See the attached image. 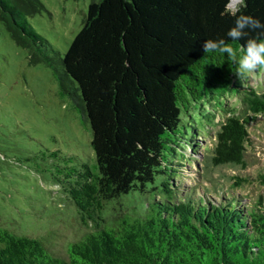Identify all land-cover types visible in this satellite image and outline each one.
Returning <instances> with one entry per match:
<instances>
[{"label": "trees", "instance_id": "obj_1", "mask_svg": "<svg viewBox=\"0 0 264 264\" xmlns=\"http://www.w3.org/2000/svg\"><path fill=\"white\" fill-rule=\"evenodd\" d=\"M230 1L89 0L81 28L60 54L28 21L40 0H0V24L28 64L51 70L57 94L89 124L94 152L93 167L67 157L56 169L61 191L93 229L62 257L43 236L0 225V264H264L262 197L246 205L232 195L211 202L181 195L174 182L180 160L191 159L183 149L196 152L197 136L209 134L214 113L201 112L206 104L228 113L207 147L213 165L244 166L246 125L264 116V91L244 87L225 55L202 50L204 41L224 39L242 57L248 39L264 41L261 29L246 30L239 41L226 35L239 15L264 23V0H245L235 16ZM227 94L248 114L227 111ZM193 110L201 125H193ZM245 181L234 177L233 184ZM256 181L264 185V173ZM129 194L140 202L106 220L105 201Z\"/></svg>", "mask_w": 264, "mask_h": 264}, {"label": "rangeland", "instance_id": "obj_2", "mask_svg": "<svg viewBox=\"0 0 264 264\" xmlns=\"http://www.w3.org/2000/svg\"><path fill=\"white\" fill-rule=\"evenodd\" d=\"M40 1L43 7L28 21L63 54L81 28L89 0ZM241 81L244 87L264 91V69L245 75ZM224 102L227 111L242 117L248 114L235 96L227 94ZM203 109L201 112L210 118L214 113L206 125L209 134L197 136L196 152L187 146L183 149L191 159L179 162L180 173L174 180L177 190L194 198L203 195L211 202L223 195L237 196L243 205L260 197L264 202V185L256 181V175L264 173V116L258 114L246 125L244 166L213 165L206 155L207 147L213 146L214 133L228 113L213 104ZM192 112L193 125H201V116ZM90 142L89 124H83L67 100L57 94L51 70L43 64H28L26 51L0 24V225L19 234L43 236L54 255L66 257L68 244L92 230L94 223L82 221L56 182V169L67 164V157L72 163L93 167ZM234 177L247 181L235 186ZM146 198H150L149 193ZM139 202L138 194L105 201L106 220Z\"/></svg>", "mask_w": 264, "mask_h": 264}, {"label": "clouds", "instance_id": "obj_3", "mask_svg": "<svg viewBox=\"0 0 264 264\" xmlns=\"http://www.w3.org/2000/svg\"><path fill=\"white\" fill-rule=\"evenodd\" d=\"M246 7L245 0H232L229 8L232 15L240 11V7ZM264 30V23L248 15H239L235 20L233 27L227 32V37L234 41H239L248 36L246 30ZM203 53H218L225 55L228 60L238 65V76L252 74L260 69H264V41L248 39L246 45L241 46L244 55L238 56L237 50L234 49L224 39L207 40L202 45Z\"/></svg>", "mask_w": 264, "mask_h": 264}, {"label": "bare ground", "instance_id": "obj_4", "mask_svg": "<svg viewBox=\"0 0 264 264\" xmlns=\"http://www.w3.org/2000/svg\"><path fill=\"white\" fill-rule=\"evenodd\" d=\"M230 3H232V0L230 1Z\"/></svg>", "mask_w": 264, "mask_h": 264}]
</instances>
